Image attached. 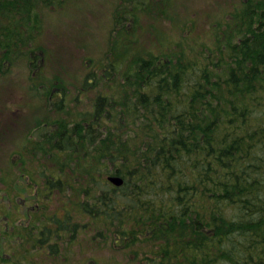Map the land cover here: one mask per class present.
<instances>
[{"label": "trees", "instance_id": "trees-1", "mask_svg": "<svg viewBox=\"0 0 264 264\" xmlns=\"http://www.w3.org/2000/svg\"><path fill=\"white\" fill-rule=\"evenodd\" d=\"M72 1L0 0V51L14 52L9 63L26 54L10 46L24 44L36 28L30 16ZM136 3L146 11L145 0ZM122 5L133 8L130 0ZM122 13L112 14L108 38L125 33L119 31ZM236 18L224 36L213 33L211 43L187 39L192 52L137 54L122 68L121 82L115 77L117 93L94 94V120L85 127L60 119L59 134L43 137L51 142L59 135L55 148L74 169L61 179L60 193L80 177L79 191L94 201L84 202L86 219L79 223L70 197L64 212L52 213L40 228L39 239L24 238L37 250L21 253L29 264H63L75 258H67L73 246H92V216L101 224L117 223L118 239L142 242L141 264H264V0L243 2ZM115 52L113 59L126 57ZM29 65L36 66L33 60ZM85 74L83 86L112 81L108 65ZM108 173L121 176L123 184L114 186ZM85 225L81 241L76 232ZM118 239L117 245L128 246Z\"/></svg>", "mask_w": 264, "mask_h": 264}, {"label": "rangeland", "instance_id": "rangeland-1", "mask_svg": "<svg viewBox=\"0 0 264 264\" xmlns=\"http://www.w3.org/2000/svg\"><path fill=\"white\" fill-rule=\"evenodd\" d=\"M130 1L133 8L128 11L122 5L124 0H77L63 6L59 5L54 9H48L46 12H35V17L30 16V22L35 23L36 28L26 34L24 44L13 43L10 46L15 48V52L24 50L25 56L21 57V54H18L14 57L16 62L9 63V59L14 52L5 54L2 53L4 49L0 51V64L3 67L0 71V117L13 110V103L16 104L23 99L24 113L17 106L14 112L23 113L27 124L28 122L32 123L30 127L37 121L44 123L46 118H52L51 120H55V118L62 119L63 123L68 126L79 123L80 126L86 127L89 122L94 120V94L99 92L100 89L107 93H117L114 84L115 77L118 78L122 74V68L125 69L131 65L130 61L133 62V57H136L139 53L151 51L152 55L162 51L172 52L178 50V48L192 52L188 50L190 47L187 44V39L190 37H199L203 41L205 38L208 43H211L213 33L216 32L220 37L224 36L225 30L228 29L226 27L228 21L237 19V9H240L242 3L248 0H145L144 7H147L146 11L138 8L136 0ZM117 9H123L119 31H125V33L116 35V31H113V35L116 36L108 38L107 30L114 25L112 14ZM26 17L27 15L24 14L25 21L27 20ZM230 23L233 22L230 21ZM212 27H215L216 31H213ZM116 50L122 51L123 54H118L119 56L125 55L126 57L113 59L117 54ZM35 54L37 55L36 58H34ZM106 58H109L110 61H106ZM30 60H33L36 65L34 68L30 67ZM4 61L8 64H3ZM84 64H88L87 69L83 68ZM103 65L110 67L112 81L109 78H103L102 80L99 79V83L102 82L103 87L101 85L93 86V81L88 86H83L82 84L85 81L82 76L88 70L93 71L97 66ZM57 76L60 78H56ZM31 78L34 81L29 84ZM41 79L45 82L52 79L57 80L54 85L48 84L47 90L49 92L53 87H56L57 91L63 94L57 113L51 108H47L49 104L43 99L46 94V84L40 81ZM120 79L119 77L117 81L121 82ZM4 125L5 123L0 125V136L3 141L6 138ZM37 131H28L27 136L29 135V138L34 141L33 137L37 138ZM19 134L20 132L16 134L18 136L10 153L8 148H6V152L4 147L0 148V153L3 150L0 157V264H29L17 247L26 242L24 241L26 233L28 236L32 235V232L39 234L40 228H44V225L51 222L52 210H57L62 214L64 212L63 207H66L69 201L72 200L69 199L70 197L76 200L79 210V212H76V222L79 223H83L86 219L84 202L87 200L88 204H92L94 201L91 196L88 195L86 198L84 193L79 191L81 178L76 177V174L79 173L78 168L76 169L77 173L73 174L76 178L71 180L68 186H63L61 193L56 191V196L50 198L49 194L51 192L47 191L44 195L45 202L39 197L41 200L39 206H36V194L34 193L37 185L35 183L31 186L32 183L30 184V180L26 177H22L16 187L13 184L14 189H22V192L16 191L14 193V189L7 190L10 183L7 184L4 180L6 167L8 166L5 163L9 160L13 151H19ZM44 145H46V148L49 147L45 143ZM91 146L90 143L88 147ZM79 152L80 150L76 152L77 158L82 155ZM43 153H45V157L51 155L48 149ZM30 157L34 158L35 162L41 158H38L37 153L32 154V152H30ZM42 158L46 159L43 156ZM21 166L13 165L14 171H17ZM69 166L70 163H66L65 160L60 162V169L57 170L61 174L60 181L62 178L67 177L66 173L74 170ZM80 174L83 175L84 173ZM84 176L87 178L86 175ZM25 183L28 185H24ZM37 183L40 182L37 181ZM7 191L16 195V198L14 195L12 196L13 204L21 205L23 213L19 210V214H13L12 216L11 213H6L7 204L8 210H12ZM24 200H26V203H24ZM25 213L27 214L26 218H22ZM39 213L43 216L37 217ZM92 218L93 238L92 236L90 238H92L93 245L90 247L89 245L73 246L72 249L76 251H70L67 258L72 256L75 258L63 259V264L142 263L138 258V251L139 248H142V242H137V240L133 242L126 239L129 242L128 246L117 245L115 241L118 236L114 235V230L118 226L117 223L105 224L103 222L101 224L99 219H94L93 216ZM10 222L15 226L12 231L8 229ZM33 224L35 227H32ZM96 225L99 227H95ZM84 227L81 229L82 233L76 232L77 237L79 235L82 237L81 241H84L86 225ZM16 228L19 229L16 230ZM88 229H91L90 226H88ZM119 240L123 241L122 244H126V240L121 235L118 243ZM13 249L16 250V253L13 252ZM51 257L53 255H49V258ZM54 257L55 261L59 260V256L55 255ZM38 258H40L39 263L44 260L43 257L38 256L36 259ZM44 263L53 264L52 261H44ZM34 264H38V262Z\"/></svg>", "mask_w": 264, "mask_h": 264}, {"label": "flooded vegetation", "instance_id": "flooded-vegetation-1", "mask_svg": "<svg viewBox=\"0 0 264 264\" xmlns=\"http://www.w3.org/2000/svg\"><path fill=\"white\" fill-rule=\"evenodd\" d=\"M240 22L242 24H244L246 27H250V24L248 20H245L243 18L240 19ZM86 61V60H85ZM84 67L87 68V64H84ZM34 79L31 78L29 81V84H31V82H33ZM40 81L45 82L43 79H41ZM93 80H88L87 82L90 84ZM57 83L56 79H52L49 82H45V90H46V94L43 97L44 101H46L49 105L47 108H51V110H53L55 113H57V108L59 107V102H61V96L63 95L62 93H60L59 91H57L56 87H53L51 89V91L47 92L48 90V84L50 85H54ZM43 84V83H42ZM84 84V83H83ZM14 104V108L11 112H9L7 115L5 116H1L0 117V125L5 123V129H6V138L3 141L2 137L0 136L1 139V143H0V148L4 147V150L6 152V148H8L9 153L12 151V148L14 146H12L13 144H15L16 142V138L18 135H16L17 133L20 132V139L18 140L19 142V151L18 152H14L11 154L10 158L8 161H6L5 165H8L6 167V172H5V178L4 180H6V183L9 184L10 186H7L8 189L7 190H13L14 189V185L16 187V185L18 184V181L22 179V177H26L28 180H30V184L31 186L33 184L36 183L37 188L36 190H34V193L36 194L35 200L37 202L36 206L40 205L41 200L39 199V197L42 198V201L45 202V194L47 191L51 192L49 194L50 198L53 196H56V191H59V181L61 178V174L57 171L58 169V165L60 162V159L54 158L52 159L50 162L48 163H43L44 159L42 158V156H44V153L42 151V149H39L38 146L36 145L37 143H39V145H42L45 143L48 145V143L50 142H44L43 141V137H45V135L47 134H59L58 128H59V123L60 120L59 118H55V120H51L48 118H44L46 121L44 123H39L34 122V125L32 127H30V125H32V123L30 124V122L25 121V117H23V106H24V101L23 99L19 100L16 104ZM17 106V108L23 112H14L15 107ZM1 110V109H0ZM31 128V129H30ZM43 128V130H42ZM37 131V138H34V141L31 140L29 138V135L27 136L28 131ZM40 130V131H39ZM59 135L52 140L51 142H53L52 144L55 146V142L57 143L58 139H59ZM39 140V141H38ZM33 146V147H32ZM25 149V150H24ZM3 152V150H2ZM2 152L0 153V157L2 155ZM30 152H32V154H36L39 158L36 162L34 161V158L30 157ZM26 155V156H25ZM5 160V157H4ZM3 160V161H4ZM13 165H22L20 168H18L17 171H14L13 169ZM57 168V169H56ZM35 169V170H32ZM39 181L40 183L38 184L37 181ZM56 182V183H53ZM6 184V185H7ZM14 184V185H13ZM52 184V186H50ZM24 185H28L27 183H25ZM16 191H20L22 192V189H14V193ZM8 192V200H9V204L12 205V210L9 211L8 210V204L6 205V213H11V216L13 214H19V212L21 211V205H16L15 203L13 204V200H12V196L14 195V197L16 198V195L14 193H10ZM29 192V191H28ZM21 198H23V196H21ZM24 203H26V200H24ZM47 203V202H46ZM37 209H39V207H37ZM23 213V212H22ZM51 213L55 214L57 213V210H52ZM52 214V215H53ZM25 216H22V218H26V213L24 214ZM19 217V215H17ZM42 217L43 215H41L40 213L37 215V217ZM9 217V214H8ZM30 224V223H29ZM35 227V225L33 224L32 227ZM31 227V226H30ZM15 226L12 224V222L9 223V228L11 231L12 229H14ZM37 228V226H36ZM19 228H16V230ZM58 233H60V231H57ZM31 237V238H30ZM30 237L26 234V240L29 241L30 239L33 240H37L40 238L39 234L37 232H32V235H30ZM7 238V237H6ZM65 241L62 242V244H64ZM25 248L22 250L21 253H26L28 254L31 249V247L28 248V242H26L25 244Z\"/></svg>", "mask_w": 264, "mask_h": 264}, {"label": "water", "instance_id": "water-1", "mask_svg": "<svg viewBox=\"0 0 264 264\" xmlns=\"http://www.w3.org/2000/svg\"><path fill=\"white\" fill-rule=\"evenodd\" d=\"M107 179L115 186H120L123 184V178L119 175L111 174L107 176Z\"/></svg>", "mask_w": 264, "mask_h": 264}]
</instances>
